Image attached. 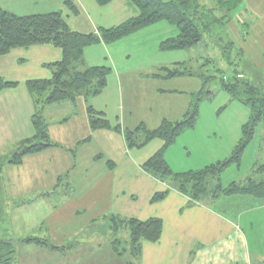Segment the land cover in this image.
Wrapping results in <instances>:
<instances>
[{"label":"crops","instance_id":"0c3cea01","mask_svg":"<svg viewBox=\"0 0 264 264\" xmlns=\"http://www.w3.org/2000/svg\"><path fill=\"white\" fill-rule=\"evenodd\" d=\"M65 2H69L74 10L63 12ZM51 5L55 10H49ZM0 8L17 16L60 12L69 28L81 34L115 27L136 15L126 0H114L102 7L95 0H0ZM262 8L264 0H242L238 14H254L250 9L256 12ZM79 18L81 21L77 20ZM160 25L155 24L110 45L97 43L86 47L83 53L88 58L84 60L87 67L104 65L100 58L102 54L110 58L115 68L112 83L119 80L128 84L136 80L144 84L152 104L143 108L152 114V125L142 122L149 130L159 127L163 120L176 122L179 117L175 114L184 115L190 104L189 99H183L182 105L175 107L180 99L173 97L169 98L172 101L166 106L160 107L154 101L162 104L163 98L172 93L158 84L179 79L159 76V71L165 68L163 60L157 62L154 52L144 58L139 57L145 53L135 49L159 51L162 41L176 35V30L171 29L174 36H152L148 40L151 35L143 32L154 31L151 28ZM252 30V38L249 35L247 42L264 41V27ZM132 54L138 58L129 60ZM62 58V50L50 44L15 48L0 56V79L16 83V86L0 92V181L5 193L12 194V201L22 204V208L27 205V209L42 211L38 224V227L42 225L41 235L37 231L28 237L47 240L48 234L53 242H66L70 246L64 252H55L32 244H21L26 247L19 249L20 263L27 255L32 259H43L44 264L62 261L66 264H99L93 260L95 251L108 246L110 241L102 257L125 260L128 256L129 263L125 264H264V256L259 254V237H250L257 251V255H253L248 236L239 224L244 210L254 208V200L258 199L233 195L217 199L208 196L195 201L180 193L170 180L160 181L144 171L143 163L161 147L162 142L152 141L142 149L126 148L123 133L131 130L127 124L130 119L124 109L117 116H111L108 110L116 101L120 102L117 93L109 95V100L106 93H102L90 100L79 99L75 104L64 101L47 106L43 109V116L47 113L48 135L57 146L25 157L19 166L8 164L17 144L35 136L32 117L36 106L26 83L51 79L50 66ZM129 67L139 70L127 73ZM89 105L103 113L110 125L119 126L120 133L112 129L91 131L86 112ZM194 129L185 131L178 138L184 134H190L188 139L193 138L190 131ZM199 138L193 139L191 153H187L188 149L177 150L176 142L165 151V161L173 173L183 174L214 164L213 158L205 153V149L212 146L205 141L196 144ZM189 144L187 142L190 149ZM163 193L161 200H152L156 194ZM18 204L12 209L20 210ZM111 217L141 222L159 219L162 222L161 236L153 243L142 242L140 254L134 260L128 253L119 256L113 250L112 242L126 239V234L111 231ZM80 241L81 247L80 244H70Z\"/></svg>","mask_w":264,"mask_h":264},{"label":"trees","instance_id":"16d2710c","mask_svg":"<svg viewBox=\"0 0 264 264\" xmlns=\"http://www.w3.org/2000/svg\"><path fill=\"white\" fill-rule=\"evenodd\" d=\"M114 0H95L97 5L105 6ZM136 11V15L123 23L108 29H98L96 33L81 34L72 31L60 12L47 14L17 16L0 8V56L15 48H28L35 45H53L60 48L63 58L50 66L52 78L26 83L34 99L36 112L32 117L35 136L17 144L15 151L8 158V164L19 166L27 156L39 154L57 145L50 141L43 109L47 106L68 101L75 104L79 99L90 100L100 96L107 86L111 69L102 66L87 67L83 53L86 47L97 43L110 45L122 40L146 27L166 23L176 30V35L159 44L160 52L184 51L197 46L204 37L211 35L212 28L230 23L232 13L242 4V0H212L213 5L202 3V0H126ZM67 7L73 11L69 2ZM205 4V5H204ZM230 46L231 42H227ZM163 68L159 76L164 79L177 77H194L190 72ZM229 76H221L219 87L231 99L239 100L250 111L249 120L242 125L240 137L232 149L231 155L223 161L203 169L175 174L164 158L165 151L172 146L185 131L195 127L199 112V98L191 102L182 120L170 122L163 120L153 130L139 126L123 133L127 149H142L152 141L162 142L161 147L147 159L142 168L160 181H171L176 189L192 198L202 197L217 199L221 196H251L264 199V164L252 169V177H245L240 182H232L223 187L221 174L231 166H240L242 156L254 138L257 127L264 119V93L256 84L244 80V75L234 70ZM199 77H203L200 75ZM213 77V76H212ZM214 78V77H213ZM226 78V79H225ZM208 79V78H207ZM228 80V81H226ZM16 86V83L0 79V92ZM91 131L109 130L120 133L119 126L110 125L105 115L92 106L86 109ZM258 175H262L260 178ZM211 183L208 190L207 185ZM163 194H156L153 201L161 200ZM110 229L113 233L126 234V239H115L112 247L119 256L130 254L136 259L142 242H156L162 232V222L152 218L147 221L134 219L110 218ZM21 244H32L50 251L64 252L70 248L58 246L50 240L38 237H27ZM15 245L9 239L0 238V264H15Z\"/></svg>","mask_w":264,"mask_h":264},{"label":"rangeland","instance_id":"374dc122","mask_svg":"<svg viewBox=\"0 0 264 264\" xmlns=\"http://www.w3.org/2000/svg\"><path fill=\"white\" fill-rule=\"evenodd\" d=\"M203 2L209 6L214 4L212 0H202V3ZM66 3L67 2L64 3L63 12L70 10ZM49 10H55V7L51 5ZM250 11L255 15L250 12H243L242 15H239L238 13L241 11H239L238 8L232 13L230 23L222 26H215L212 28L211 35L204 37L197 46L188 50L160 52L155 49L153 51L152 48L149 51H144L134 46L135 49L145 53L143 56L140 55L139 57L144 58L148 53L154 52L157 62L163 60L162 64H164V67L173 69L175 65L179 64L181 66L179 70H185V72H190L194 75V77H181L172 82L165 81L164 84H158V86L164 90H170L172 93L163 98L164 102L162 104L156 100L154 101L161 107V105L166 106L168 102L172 101L169 100V98H178L180 101L175 105V107H177L182 105L183 99H189L191 104L192 101V103H194V100L199 98V112L195 129L194 131H190L193 134V138L191 137L188 139V135L190 134H184L181 138L177 139L176 149H188L187 153H191V146L194 144L193 139L200 136L196 144L204 143L205 141L208 143L207 145L212 146V148H206L205 153L206 156L209 155L213 158L212 162L214 164L218 161H223L231 155L232 149L240 137L241 127L250 117V111L247 106L243 105L239 100L231 99L226 92L220 89V77H232V71L236 70L244 75V80L256 84L264 93V41H262L263 39H259L258 42L252 43L249 40L247 42L249 35L252 38V29L257 27L261 30L264 27V8L256 10V12L251 9ZM89 15L94 20L92 13ZM77 20L81 21V18ZM158 24L161 25L151 28L154 29V31L148 30L147 32H143L147 36L151 35L148 40H151L152 36L160 38L163 35V38H166L169 34L171 36L175 35V32L174 34L172 32V30L175 31V28L172 26L166 23ZM227 42H231V45L228 46ZM142 47L145 48V46ZM100 58L103 60H101V62H104L102 67L110 68L112 72L107 78V86L103 93H106L107 99L112 93L120 95V102L116 101L114 105H109V114H111V116H114L112 114L117 116V113L119 114L120 111L124 109V113L130 119L127 121V124L130 126L131 130L141 125L143 128L147 127L146 124L151 126L152 114L145 111V108H143L144 106H148V104H152L148 99L144 84L136 80L130 83L128 82V84L127 81L122 82L119 80L112 83L111 76L115 75V68L108 56L102 54ZM132 58L138 57L133 54L129 55V60H132ZM87 59V56H83V60ZM136 70L139 69L129 67L126 72L134 73ZM200 75L203 77H199ZM126 85H128V88H126ZM175 115L179 117V121L182 120L183 114L179 115L176 113ZM44 119L45 121L47 120V113H44ZM142 121H145L146 124ZM206 137H209V139L205 140ZM187 142L190 143V149L187 147ZM261 162H264V119L257 127L253 140L246 148L240 166H231L220 176L221 185L227 186V184L233 181L240 182L245 177H252V169L257 168L254 166L262 165ZM258 176L260 178L262 177V175ZM207 187L209 190L211 188V183H209ZM11 197L12 194L5 193V187L0 181V238L11 240L16 248L14 256L16 261L15 264H21L20 256H18L19 249L26 246H22L20 241L28 236H33L37 231L40 234L42 225L38 227V224L41 219L39 214L42 211L32 208L27 209V205L22 208V204H18L17 201H12L13 198ZM254 202L256 206L253 205L254 208H250L249 211L244 210L239 224L241 225V230L248 236L251 253L257 255V251L254 250L252 241L250 240L251 236L256 235L259 237L260 241L259 254L264 256V199L254 200ZM17 204L21 206L20 210H13L12 208ZM251 223H253L252 226L250 225ZM46 238L58 246H69L66 242L59 244L53 242L48 234ZM102 242L103 241L100 242L101 245L103 244ZM70 244H80V247L82 246L81 241L72 242ZM109 245L110 241L108 242V246ZM108 246L96 249V256L93 258L95 263H129L128 256L125 257L127 261L122 258L115 260L113 256L111 258L107 256L102 257V252L105 253ZM22 264H44V261L40 258L32 259L26 255L23 258ZM54 264L66 263L62 261Z\"/></svg>","mask_w":264,"mask_h":264}]
</instances>
